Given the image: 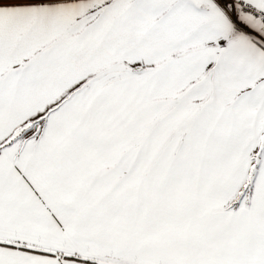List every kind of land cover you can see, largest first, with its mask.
<instances>
[{"label": "snow or ice", "instance_id": "obj_1", "mask_svg": "<svg viewBox=\"0 0 264 264\" xmlns=\"http://www.w3.org/2000/svg\"><path fill=\"white\" fill-rule=\"evenodd\" d=\"M0 264H264V0H0Z\"/></svg>", "mask_w": 264, "mask_h": 264}]
</instances>
